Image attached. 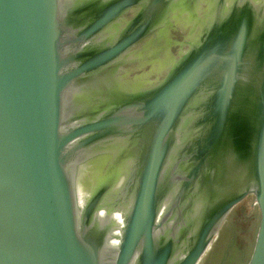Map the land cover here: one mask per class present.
Listing matches in <instances>:
<instances>
[{
  "label": "water",
  "instance_id": "95a60500",
  "mask_svg": "<svg viewBox=\"0 0 264 264\" xmlns=\"http://www.w3.org/2000/svg\"><path fill=\"white\" fill-rule=\"evenodd\" d=\"M177 1L0 0V264H199L250 197L245 264H264V0H215L169 73L130 89Z\"/></svg>",
  "mask_w": 264,
  "mask_h": 264
},
{
  "label": "flooded vegetation",
  "instance_id": "af4514ba",
  "mask_svg": "<svg viewBox=\"0 0 264 264\" xmlns=\"http://www.w3.org/2000/svg\"><path fill=\"white\" fill-rule=\"evenodd\" d=\"M215 0H178L173 4L171 11L165 16V18L156 26L155 30L139 41L132 49V60L124 65L123 70L119 75H122V81L130 89L144 90L149 89L159 83L172 69L173 65L181 59L185 54L186 50L189 49L193 42H188V37H183L177 31L178 25L176 20H174V15L177 12L187 11L189 15L193 18L198 15V13H203L211 10L213 12ZM227 2H233L234 0H226ZM141 5L133 6L126 13H124L117 22L110 27L109 35H115L120 32L139 12ZM208 21V20H207ZM205 21L204 23H206ZM204 23L201 24V30L197 25L192 31L196 32L197 28L201 32L204 27ZM199 36V35H198ZM180 38L179 41L176 39ZM187 39V40H186ZM168 42L171 47L179 46L183 51L177 56H171L168 58L166 64L156 63L160 59H164L169 52L163 47L164 41ZM188 42V43H187ZM189 44V45H188ZM162 56L160 57V55ZM140 67L145 69V73L135 75ZM131 80V81H128ZM129 144L128 140H124L118 146V148L110 149L107 152L98 153L96 158H104L101 161L107 162V171H114V169L121 168V170L126 171L129 160H122L118 162L117 168L113 166L116 164L115 155L119 150L126 149ZM120 148V149H119ZM95 158V157H94ZM93 158V159H94ZM128 168V167H127ZM232 210L229 218L226 221L228 223L224 224L215 239L210 250L202 260L201 264H242V259L244 253H242L240 244H238L235 235V212ZM250 231V229H249Z\"/></svg>",
  "mask_w": 264,
  "mask_h": 264
},
{
  "label": "rangeland",
  "instance_id": "374dc122",
  "mask_svg": "<svg viewBox=\"0 0 264 264\" xmlns=\"http://www.w3.org/2000/svg\"><path fill=\"white\" fill-rule=\"evenodd\" d=\"M211 15V10L209 9L206 12L203 13H198L194 18L189 15L187 11L183 12H177L174 15V20H176V23L178 25L177 31L179 34L183 37H188V42L191 43L196 40L198 37L200 31L198 28H201L202 22L204 23L210 18ZM197 28L196 32H193L192 30L196 27ZM201 30V29H200ZM180 38L176 39V41H179ZM187 40V39H186ZM187 42V43H188ZM189 45V44H188ZM163 47L166 51L169 50L170 53L167 54V56L164 59L158 60L156 63L158 64H166L168 61V58L170 57L169 55L177 56L180 54L183 49H181L179 46L176 47H171L167 40L164 41ZM187 51V49H185ZM162 54L160 55V57ZM147 67H140L139 71L135 73V75L138 74H143L145 73V69ZM131 81V80H128ZM235 235H236V240L238 244H240V248L242 253H244L243 259H242V264H245L246 261L248 260V257L250 255L253 242H254V237L256 235L257 231V226H258V221H259V212L256 206L253 204L252 198H247L240 204H238L235 208ZM229 221H226L224 224L228 223ZM224 226V225H223ZM222 226V228H224ZM221 228V229H222ZM250 229V231H249Z\"/></svg>",
  "mask_w": 264,
  "mask_h": 264
},
{
  "label": "bare ground",
  "instance_id": "6f19581e",
  "mask_svg": "<svg viewBox=\"0 0 264 264\" xmlns=\"http://www.w3.org/2000/svg\"><path fill=\"white\" fill-rule=\"evenodd\" d=\"M210 250V249H209ZM202 262V261H201ZM201 262L199 264H201Z\"/></svg>",
  "mask_w": 264,
  "mask_h": 264
}]
</instances>
